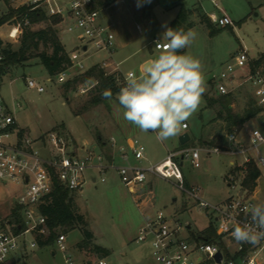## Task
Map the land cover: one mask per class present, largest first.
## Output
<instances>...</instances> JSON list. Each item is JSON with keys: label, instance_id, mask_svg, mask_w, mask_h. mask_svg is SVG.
I'll use <instances>...</instances> for the list:
<instances>
[{"label": "rangeland", "instance_id": "374dc122", "mask_svg": "<svg viewBox=\"0 0 264 264\" xmlns=\"http://www.w3.org/2000/svg\"><path fill=\"white\" fill-rule=\"evenodd\" d=\"M214 1L218 7H215L212 0H150L151 8L147 10L146 0H118L102 9L101 22L111 27L116 36L125 28L133 33L137 41L127 50L116 56L89 50L87 55L81 57L84 68L81 70L68 67L67 69L71 68L68 80L63 84L57 83L56 75H50L39 58L28 60L19 66L8 68L1 82L3 85L0 96L10 113L17 116L19 125L24 127L32 138H38L49 131H59L78 147L107 152L106 144L111 137L122 144L133 137L145 147V160H131V163L144 169L157 165L170 152L181 150L179 137L184 130L181 129L176 137L164 142L159 141L154 132H142L124 119V109L116 99L117 93L111 99H104L96 81L85 80V74L95 67L115 79L128 72L142 74L143 62L153 60L161 54L154 46L151 47L153 39L167 42L163 39V33L166 28H171V23L183 7L187 19L181 29L185 32L194 31L197 35L195 41L180 54L191 55L202 61L206 88L198 111L185 122L188 126L185 131L190 137L187 149L213 146L217 142L214 141L212 145V136L217 135L218 141L223 140L234 129H242L243 126L231 127L229 124L218 122V118L215 120L220 106H209L208 99L218 100L221 95L212 81L213 75L219 74L227 64H234L235 56L242 50L246 51L248 58L254 63L260 61L264 55V0ZM19 2L9 0L6 3L5 0H0V17L10 9H15ZM222 11L232 21V25L220 27L214 24L209 28L205 23L206 17L213 14L220 18ZM208 19L213 21L212 18ZM16 22L21 21L13 19L0 26V35L5 39L7 49L13 51L20 48L25 28L36 31L47 27L45 23L22 24L17 39L11 40L8 34ZM137 24L142 29L141 33L136 29ZM56 28L59 31V40L69 56L79 45L75 35L65 32L64 26ZM37 53L51 56L53 49L50 45L41 44ZM104 63H107V66H104ZM259 68L264 74V62ZM27 77L35 79L44 87L45 92L38 93L27 89ZM49 79L52 81L49 82ZM9 81H15L12 92ZM248 88L251 90L252 87ZM231 96L234 114H242L247 103L253 100L251 92L245 87ZM94 98H100L101 102L93 104ZM99 137L105 143L104 146L99 143ZM231 161L240 164L242 157L207 154L201 151L200 168H194L186 159L182 166L186 187L198 188L201 198L209 203H223L239 190V183L235 184L234 189L228 186L231 178H240L242 172L240 168H232ZM89 174L97 176L94 171H89ZM244 174L245 171L243 176ZM20 190L19 185L0 184L1 220L11 219L10 214L15 205L11 204L10 196H18ZM248 193L255 204H264V169L260 172L255 187ZM71 196L75 199L77 213L84 218L86 229L93 234L91 245L84 251L78 249L77 244L83 239L80 229L67 232L58 230L56 235L66 236L67 254H72L76 263L78 258L75 254L79 255L81 264H86L90 259L97 263L101 259V256L92 250L94 245L106 250L107 254L103 259L108 264H156L150 245L139 242L138 235L140 229L148 220L154 218L157 212L190 224V236L203 231L213 222L206 211L200 210L192 198L179 190L176 181L153 176H149L145 185L125 188L119 178L111 173L106 183H87L81 193ZM48 236L36 237L37 247L31 249L30 243L35 239L32 235H26L25 249L18 250L15 255L19 259L18 264H65L63 254L56 245H38L39 240H45Z\"/></svg>", "mask_w": 264, "mask_h": 264}, {"label": "built area", "instance_id": "2783aa9c", "mask_svg": "<svg viewBox=\"0 0 264 264\" xmlns=\"http://www.w3.org/2000/svg\"><path fill=\"white\" fill-rule=\"evenodd\" d=\"M19 1L15 9L27 7L30 10H41L47 17L58 19L59 28L64 26L65 32L75 35L79 45L69 55L70 67L82 70L81 57L87 55L89 50L111 54L116 48V35L111 27L102 24L103 10L94 8V0ZM212 2L218 7L214 0ZM212 19L220 27L232 25L226 15L220 18L212 16ZM22 24L27 25L28 22L14 23L8 34L11 40L17 39ZM136 29L142 32L139 25ZM4 40L0 35V65L5 61L8 50ZM158 41L154 38L151 47L162 51V48L156 47ZM249 63L246 51L242 50L235 56L234 64H227L219 74L213 75L212 81L221 96L251 86L258 114L244 124L242 129H234L226 135L222 145L170 152L160 163L145 169L131 163V160H145V147L138 139L128 138L122 144L111 137L106 144L107 152H95L78 147L59 131H49L38 138H32L18 129L14 115L0 96V184L21 186L19 195L13 199L19 211V222L0 219V264H18L19 259L15 255L18 250L25 249L26 235H32L35 239L30 243L31 249L37 247L36 237L49 235L47 220L40 207L51 196L55 181L70 194H74L81 193L87 183H106L111 173L119 178L125 188L145 185L149 176L174 180L179 190L192 198L198 208L212 218L210 224L215 230V237L209 241L200 235L201 231L190 236V224L157 212L140 229L138 235L139 242L150 245L156 264H264V239L256 245L240 244L231 235L234 226L250 222V216L245 214L244 208L255 204L248 191L242 187L243 171L250 163L260 172L264 169V74L261 68L255 66L245 71ZM70 69L56 75L58 84L67 82ZM126 75L115 79L120 87L125 86ZM25 83L27 89L45 92L44 87L32 77H27ZM187 129L186 124L182 130ZM201 151L242 157L239 165H233L242 170L240 178L232 177L230 181L233 189L239 183V190L224 203H209L201 198L198 188L185 185L183 163L187 159L194 168H200ZM89 171H94L97 176L89 174ZM14 227H18L19 231L15 232ZM54 245L63 254L65 264H75L72 255L67 254L65 235H58ZM218 254L221 255L219 261L216 258ZM98 264L108 263L100 260Z\"/></svg>", "mask_w": 264, "mask_h": 264}, {"label": "clouds", "instance_id": "9594fccd", "mask_svg": "<svg viewBox=\"0 0 264 264\" xmlns=\"http://www.w3.org/2000/svg\"><path fill=\"white\" fill-rule=\"evenodd\" d=\"M196 35L191 30L166 28L163 39L167 43L156 45L162 48L161 54L145 65L142 74L127 73L126 84L116 95L124 119L142 132L156 133L161 142L180 133L198 111L206 91L202 61L180 54ZM112 95L107 89L102 93L104 99ZM244 212L250 222L234 226L231 235L237 243L256 245L264 239V204H252Z\"/></svg>", "mask_w": 264, "mask_h": 264}, {"label": "trees", "instance_id": "16d2710c", "mask_svg": "<svg viewBox=\"0 0 264 264\" xmlns=\"http://www.w3.org/2000/svg\"><path fill=\"white\" fill-rule=\"evenodd\" d=\"M118 0H94V8L104 9L105 7L113 5ZM6 3L9 0H5ZM151 8V3L146 0L145 9L149 10ZM13 19L19 20L21 22L27 21L31 25L45 23L47 27L40 30H32L30 28H25L21 38V46L18 50L13 51L8 49L6 51V59L2 65H0V82L3 76L6 75L8 68L12 66H19L28 60L39 58L41 64L45 67L50 75H57L71 66V61L63 45L61 44L58 37V19L49 18L41 10H30L27 7H21L18 9H10L7 14L0 17V26L9 22ZM187 19L186 10L182 7L176 19L171 23V28L181 29L182 25ZM205 23L209 28H212L211 21L206 17ZM50 45L53 49L51 56L45 53H37L39 46ZM183 50H181V53ZM264 62V55L261 57L260 61H257L254 66L260 67L261 63ZM95 80L97 87L100 92L103 93L104 90H110L113 95L119 92L120 86L115 82L113 76H106L101 69L92 68L85 74V80ZM112 95V96H113ZM101 102L100 98H94L92 100L93 104H98ZM209 106L214 104H219L220 111L217 117H224L227 124L231 127L242 126L247 121L255 117L259 110L256 107L254 101L250 100L245 106L242 114H234L230 106L232 105L233 99L231 95L221 96L220 99H208ZM99 143L104 146L105 143L102 142V138L99 137ZM214 141L211 143L213 144ZM189 143V142H188ZM188 143L182 145L180 149H187ZM260 176V171L255 167L253 163L248 164L245 174L243 176L242 187L247 191H252L256 185V180ZM40 210L42 214L46 217L47 226L49 229V236L45 240H39L38 245L41 247H47L54 244L57 237L56 232L58 230L62 232L72 231L80 229L83 235V239L77 244L80 251L86 250L93 239V234L91 231L86 229V223L84 218L77 213V206L75 199L71 194L63 189L57 181L54 182V188L51 196L46 199L45 203L41 205ZM11 223L19 222V211L14 208L10 214ZM15 232H18V227L13 228ZM200 235L209 241H213L215 237V230L210 225L201 231ZM92 250L97 252L103 258L107 252L105 249L94 245Z\"/></svg>", "mask_w": 264, "mask_h": 264}, {"label": "crops", "instance_id": "0c3cea01", "mask_svg": "<svg viewBox=\"0 0 264 264\" xmlns=\"http://www.w3.org/2000/svg\"><path fill=\"white\" fill-rule=\"evenodd\" d=\"M223 15H226V13H224L223 11H222V16ZM212 16H215V15H213V14H211L210 16H208V18H212ZM212 20V19H211ZM211 24H212V26L215 24L213 21L211 22ZM137 25H139V24H137ZM140 26V25H139ZM139 32V31H138ZM141 33V32H140ZM135 41H137L136 40V38H135V36L133 35V33L130 31V30H128V29H123V30H121L120 32H118L117 33V36H116V48H115V50L113 51V56H116V55H120L121 53H123L125 50H127ZM165 43H167V42H165ZM149 61L148 60H146V61H144L143 62V64H142V66H141V68H142V70H144L143 68L145 67V65H146V63H148ZM254 62L252 61V60H250V63L247 65V67H246V70L245 71H249V69H251V67H253L254 66ZM116 65H119V63H117ZM119 67V66H118ZM1 82H3V81H1ZM1 82H0V89H1V87H2V85L3 84H1ZM15 83V81H9V86H10V90H11V92H12V85ZM247 90H249L250 92H251V90L248 88V87H245ZM12 94V93H11ZM12 95H14V94H12ZM213 99H215V98H213ZM233 106L234 105H231L230 106V108L232 109L233 108ZM14 117H15V120H16V126L18 127V129H20V131H22V133H25V134H29L27 131H26V129L24 128V127H22V126H20L19 125V123H18V120H17V116L14 114ZM215 118V120L217 119V121L218 122H221V123H225V124H227V122H226V120L224 119V118H221V117H214ZM252 120V119H251ZM251 120H249V121H247L246 123H244V124H247V123H249ZM243 124V125H244ZM188 130V129H187ZM184 133H186V131H182L181 132V135H183ZM189 135V134H188ZM212 141H215V142H217L216 144H214V146L215 145H222L223 143H224V139L223 140H219L218 141V136L217 135H214V136H212ZM221 142V143H220ZM213 145V144H212ZM163 159H165V158H163ZM163 159H161L158 163H160ZM239 165L238 163H236V162H233V161H231L230 162V166L232 167V168H235L233 165ZM229 187H230V184L228 185ZM240 194H241V192H240ZM6 197H9V196H7L6 195ZM4 198V197H3ZM13 199H14V197L13 196H10V201H11V204L13 205ZM225 202V201H224ZM223 202V203H224ZM221 204V203H220ZM14 207V206H13ZM15 208V207H14ZM75 253H73V255H74ZM72 255V254H71ZM76 255V257L78 258V263H76L75 262V260H74V262H75V264H81V262H80V257H79V255H77V254H75ZM100 260H104L103 258H101ZM100 260H98V262L100 261ZM105 261V260H104ZM98 262L97 263H93V261L90 259V260H87V262H86V264H98Z\"/></svg>", "mask_w": 264, "mask_h": 264}, {"label": "water", "instance_id": "95a60500", "mask_svg": "<svg viewBox=\"0 0 264 264\" xmlns=\"http://www.w3.org/2000/svg\"><path fill=\"white\" fill-rule=\"evenodd\" d=\"M150 52L152 53V51H150ZM146 64H147V63H146ZM189 140H190V137H189L188 133H184L183 135H181V136L179 137V143H180L181 146H182V145H185L186 143H188ZM173 200L175 201L176 199L174 198ZM220 257H221L220 254H218V255L216 256V258L218 259V261L220 260Z\"/></svg>", "mask_w": 264, "mask_h": 264}]
</instances>
